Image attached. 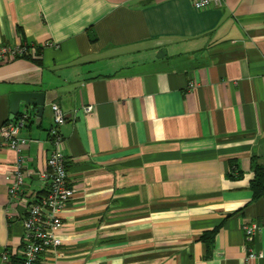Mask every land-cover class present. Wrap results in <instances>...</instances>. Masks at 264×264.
<instances>
[{"label":"crops","instance_id":"obj_1","mask_svg":"<svg viewBox=\"0 0 264 264\" xmlns=\"http://www.w3.org/2000/svg\"><path fill=\"white\" fill-rule=\"evenodd\" d=\"M20 44L35 48L0 63V130L11 93H44L40 118L23 103L14 115H29L23 197L44 192L51 104L75 188L57 254L35 264H264V227L242 230L264 223L251 186L264 171V0H0V46ZM16 158L0 139V264H21Z\"/></svg>","mask_w":264,"mask_h":264},{"label":"built area","instance_id":"obj_2","mask_svg":"<svg viewBox=\"0 0 264 264\" xmlns=\"http://www.w3.org/2000/svg\"><path fill=\"white\" fill-rule=\"evenodd\" d=\"M192 4L196 9L210 6L219 7L223 4V0H192ZM44 45H52V43L47 41ZM34 48V45L27 44L0 46V63L24 56ZM50 109L52 124L48 130V137L52 149L46 158V169L36 174L44 183L45 188L42 194L33 199L24 198L22 193L25 178L32 174V171L26 168V159L22 154V149L28 139L20 135L29 115L25 113L13 118L0 130V139L17 153L8 185V198L10 202H18L23 209L21 223L24 236L20 256L21 264H35L45 252L57 254L62 243L59 237L62 212L75 193V188L68 180L66 158L61 149L63 136L60 126L65 122L66 115L58 104H51ZM84 109L85 112H90L92 108L88 105ZM8 216L11 218L12 214H8ZM263 227L264 223L254 221L243 224L242 230L245 238L251 240ZM247 257L262 258L263 255L261 252L248 250ZM2 258L5 261L10 259L9 254L5 252Z\"/></svg>","mask_w":264,"mask_h":264},{"label":"water","instance_id":"obj_3","mask_svg":"<svg viewBox=\"0 0 264 264\" xmlns=\"http://www.w3.org/2000/svg\"><path fill=\"white\" fill-rule=\"evenodd\" d=\"M10 111L12 115L10 120L18 112L20 103H23L27 109L35 112L36 118H40L44 109V93L43 92H14L9 95Z\"/></svg>","mask_w":264,"mask_h":264},{"label":"trees","instance_id":"obj_4","mask_svg":"<svg viewBox=\"0 0 264 264\" xmlns=\"http://www.w3.org/2000/svg\"><path fill=\"white\" fill-rule=\"evenodd\" d=\"M252 189L254 191L255 196H260L264 192V171L263 169L256 170L255 177L252 180ZM212 237L211 233L206 234L204 239L209 240Z\"/></svg>","mask_w":264,"mask_h":264}]
</instances>
